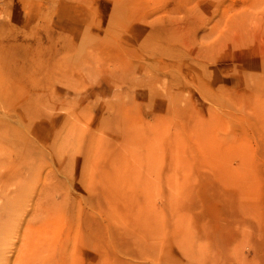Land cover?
I'll list each match as a JSON object with an SVG mask.
<instances>
[{
  "label": "rangeland",
  "instance_id": "obj_1",
  "mask_svg": "<svg viewBox=\"0 0 264 264\" xmlns=\"http://www.w3.org/2000/svg\"><path fill=\"white\" fill-rule=\"evenodd\" d=\"M0 264H264V0H0Z\"/></svg>",
  "mask_w": 264,
  "mask_h": 264
}]
</instances>
